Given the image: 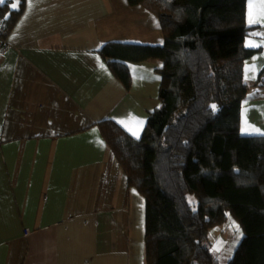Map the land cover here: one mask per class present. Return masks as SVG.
<instances>
[{"label":"crops","instance_id":"1","mask_svg":"<svg viewBox=\"0 0 264 264\" xmlns=\"http://www.w3.org/2000/svg\"><path fill=\"white\" fill-rule=\"evenodd\" d=\"M250 3L261 0H246L245 7L244 46L258 50L244 64V81L252 86L264 67V17L250 23ZM6 42L0 264H144V200L127 185L96 124L111 120L138 139L148 113L159 107L162 63L126 62V90L99 49L163 45L158 19L127 0H24ZM125 124L138 127V137ZM245 126L264 133V86L249 88L239 123L241 135L264 136L243 132Z\"/></svg>","mask_w":264,"mask_h":264},{"label":"trees","instance_id":"2","mask_svg":"<svg viewBox=\"0 0 264 264\" xmlns=\"http://www.w3.org/2000/svg\"><path fill=\"white\" fill-rule=\"evenodd\" d=\"M0 3L6 36L24 9ZM159 21L163 45L108 43L111 74L130 88L126 62L159 60V107L138 139L111 120L96 124L127 185L144 200V264H220L210 232L232 218L242 234L227 264H264V136H243L250 87L244 64L246 0H127ZM213 106H215L213 108Z\"/></svg>","mask_w":264,"mask_h":264},{"label":"rangeland","instance_id":"3","mask_svg":"<svg viewBox=\"0 0 264 264\" xmlns=\"http://www.w3.org/2000/svg\"><path fill=\"white\" fill-rule=\"evenodd\" d=\"M241 237L237 223L230 217L222 226L210 232L212 252L219 258L220 264H227L230 253H233L231 249L238 244Z\"/></svg>","mask_w":264,"mask_h":264},{"label":"snow or ice","instance_id":"4","mask_svg":"<svg viewBox=\"0 0 264 264\" xmlns=\"http://www.w3.org/2000/svg\"><path fill=\"white\" fill-rule=\"evenodd\" d=\"M2 2H3V0H0V3H2ZM18 4H19V0H17L16 3H12L11 4V7L13 9H16L18 7ZM254 10H256L255 13H254ZM254 15L257 16V17H264V0H261V3L259 5H256V4H253V3H250L249 4V22L250 23L255 22ZM214 107L215 106H213V108ZM135 123H136V125L141 126L143 124V121H136ZM124 126L133 135H135V136L138 137V135H139L138 127L136 129H133L132 127H129L127 124H125ZM249 130H251L252 132H255V133H259V134L264 135V133H260V130L259 129H255V128L249 129L248 126H245L242 129L243 132H248Z\"/></svg>","mask_w":264,"mask_h":264},{"label":"built area","instance_id":"5","mask_svg":"<svg viewBox=\"0 0 264 264\" xmlns=\"http://www.w3.org/2000/svg\"><path fill=\"white\" fill-rule=\"evenodd\" d=\"M6 33L4 31V25L0 21V54H4L8 50V45L6 42Z\"/></svg>","mask_w":264,"mask_h":264}]
</instances>
